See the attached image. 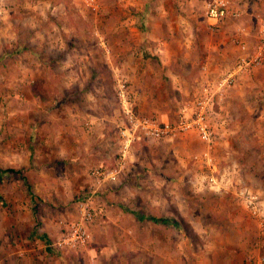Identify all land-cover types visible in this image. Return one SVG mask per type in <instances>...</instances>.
I'll return each instance as SVG.
<instances>
[{"label": "rangeland", "instance_id": "obj_1", "mask_svg": "<svg viewBox=\"0 0 264 264\" xmlns=\"http://www.w3.org/2000/svg\"><path fill=\"white\" fill-rule=\"evenodd\" d=\"M147 1L137 8L130 0H0V264L264 258V216L253 217L239 195H258L264 212V65L237 77L219 99L212 143L194 132L174 140L140 133L120 161L118 79L139 117L175 124L201 87L238 59L235 29L228 36L211 29L205 0H166L163 10ZM242 4L254 53L264 0ZM70 132L68 149L76 157L82 151L83 163L58 158V143L46 158L53 135H43ZM121 164L115 181L94 184V169ZM89 196L92 240L62 248L65 223L81 219Z\"/></svg>", "mask_w": 264, "mask_h": 264}, {"label": "built area", "instance_id": "obj_2", "mask_svg": "<svg viewBox=\"0 0 264 264\" xmlns=\"http://www.w3.org/2000/svg\"><path fill=\"white\" fill-rule=\"evenodd\" d=\"M243 0H205L204 15L213 30L220 29L224 24L236 23V35L233 38L234 48L238 51L235 66L217 82H208L203 85L201 90L194 95L193 100L188 102L179 112L178 121L172 124L170 121H154L149 118L139 117L131 101L130 87L127 82L117 80V95L121 105L123 116L119 126V141L121 148L120 161H124L130 153L132 146L137 140H140V133L154 140H174L179 135L196 133L207 143H212L216 137L215 129L211 123V118L217 114L216 108L219 106V99L223 98L225 92L237 77L247 73L258 66L264 65V11L259 15V31L257 51L251 50L248 37L250 32L243 24L245 9ZM210 160V159H209ZM120 169L106 170L94 169L91 177L95 185H101L106 181H115L118 175L123 171V165ZM214 182V178H211ZM95 193V191L93 192ZM240 197L246 204L253 217L260 221L263 218L261 204L258 195L248 190H241ZM91 196L85 199L81 205L82 217L79 221L64 225L65 231L62 233L58 245L62 248L77 249L87 246L92 240L91 223L93 213L88 209ZM264 263V258L260 264Z\"/></svg>", "mask_w": 264, "mask_h": 264}, {"label": "crops", "instance_id": "obj_3", "mask_svg": "<svg viewBox=\"0 0 264 264\" xmlns=\"http://www.w3.org/2000/svg\"><path fill=\"white\" fill-rule=\"evenodd\" d=\"M157 2H158V9L159 10H163L164 8H167L166 7V4H167V2H166V0H156ZM130 2H132V4H135L136 5V7L137 8H140V7H142V6H144V5H146V3L148 2L147 0H130ZM195 1L194 0H190L189 1V4L190 5H192L193 6V3H194ZM189 5V7H188V9H191L192 8V6H190ZM231 24L232 25H235L234 23H227V24H224V26H222L220 29V34H223L224 36H228V33L232 30V29H235V35H236V28H235V26H234V28H232L231 27ZM229 27H231L230 29H229ZM191 29H193V31H194V25H191ZM223 29V30H222ZM234 32V31H233ZM234 36V35H233ZM232 36V42H231V44L233 43V38L235 37H233ZM224 45L225 44H227V42H224L223 43ZM209 46V45H208ZM208 46L206 47V49H205V51L208 49ZM93 115V114H92ZM91 115V117L95 120V119H98V116H92ZM95 117V118H94ZM62 122H64L65 124H69L70 123V120L68 119V117L67 118H65V119H63L62 120ZM70 128V127H69ZM51 135H53V139H51V137L47 140V146H46V148L48 149V151L49 152H47L46 153V155H45V157L46 158H51V157H53V155L51 154V149H53L54 147H55V143H58L57 145H58V148L60 149V151H59V155H58V158H63V160L65 161V162H67V164H71V163H74L75 165H76V163H77V157L79 158V165L81 164V163H83V159H82V157L84 156L83 155V153H82V151H81V156H77L76 157V155H75V153H73L72 151H71V149H68L69 148V146H68V141L70 140V141H72V139H71V135H73L71 132L70 133H68L67 135L66 134H63V135H61V134H59V136L57 137V135L58 134H54V133H50V134H45V135H43V136H51ZM84 137V136H83ZM74 139H76V136H74ZM62 140H65L63 143L61 142ZM119 143H120V141H119ZM45 148V147H44ZM99 151H101V149L99 148L98 149ZM37 161V160H36ZM64 161H62V162H64ZM52 162L53 161H51V162H49L48 164H49V166L52 164ZM59 163V162H58ZM59 166V165H58ZM65 167H67V166H65ZM59 168H62V167H59ZM63 169V168H62ZM113 215L111 216V220H113V221H119L120 220V218H121V216H117V215H115L114 213H112ZM168 226H170L169 224H167ZM131 231H134V229H130ZM224 260V259H223ZM223 260H221V262L220 263H218V264H224L225 263V260H226V258H225V260L223 261Z\"/></svg>", "mask_w": 264, "mask_h": 264}, {"label": "trees", "instance_id": "obj_4", "mask_svg": "<svg viewBox=\"0 0 264 264\" xmlns=\"http://www.w3.org/2000/svg\"><path fill=\"white\" fill-rule=\"evenodd\" d=\"M9 171V170H8ZM8 171H4V172H8ZM2 173L3 172H0V179L2 177ZM156 221H158L159 223H163V224H169V225H174L176 227H178L177 223L173 220H170V219H165V218H161V219H155Z\"/></svg>", "mask_w": 264, "mask_h": 264}]
</instances>
